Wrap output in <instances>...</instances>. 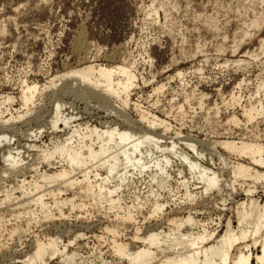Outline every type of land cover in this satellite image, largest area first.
<instances>
[{"label":"rangeland","instance_id":"obj_1","mask_svg":"<svg viewBox=\"0 0 264 264\" xmlns=\"http://www.w3.org/2000/svg\"><path fill=\"white\" fill-rule=\"evenodd\" d=\"M262 40L264 0H0V130L12 138V147L25 150L27 144L64 138L63 127L53 132L48 122L56 103L82 126L138 121V126L147 127L148 121L139 120L143 111L150 114L148 120L158 118L170 126V130L156 127L154 132L175 141L191 140L206 159L212 157L210 167L222 172L212 142L264 145V112L256 118L253 112V119L244 116L250 108H264ZM87 65L130 68L135 79L126 93V106L124 93L110 97L105 105L85 94L80 80L62 77ZM27 85L48 88L40 89L24 106L22 90ZM10 116L15 121L4 127L2 119ZM233 118L237 124L231 122ZM217 151L231 162L241 161L219 147ZM2 184L12 181L7 178ZM132 196L125 191L124 203L130 204ZM163 198L168 204L164 216L146 218L148 206L135 211L136 222L130 224L122 220V210L118 214L94 207L64 208L63 217L56 215L48 222L27 225L20 220L23 229L32 225L30 232L22 234L10 232L15 221L7 209L0 210L4 220H10L7 230L0 232V264H20L36 237L44 239L61 231L70 240L80 232L84 235L70 250L84 256L108 255L112 235L103 231L104 225L115 226L119 237L124 234L122 239H131L136 228L142 233L155 224L165 227L178 200L167 194ZM192 204L200 220L219 214L212 199L198 198Z\"/></svg>","mask_w":264,"mask_h":264},{"label":"bare ground","instance_id":"obj_2","mask_svg":"<svg viewBox=\"0 0 264 264\" xmlns=\"http://www.w3.org/2000/svg\"><path fill=\"white\" fill-rule=\"evenodd\" d=\"M67 76L80 80L83 92L105 105L110 97L126 94L135 79L127 65H87L62 77ZM47 88L27 85L22 90L23 105L27 106L40 89ZM127 98L128 94L122 100L124 106ZM253 112L256 118L264 108H250L244 116L253 119ZM139 115L140 121H148L147 127L138 126V121L82 126L74 124L75 118L56 103L48 122L53 132L62 126L64 138H52L49 144H27L25 150L12 147V138L0 130V210L7 209L14 219L9 229L12 234L30 232L32 225L23 229L18 225L20 220L37 225L56 215L63 217L64 208L122 210V220L132 224L136 222L134 212L144 207L150 209L146 218L165 214L168 204L164 194L181 203L176 202L175 210L170 211L172 216L164 221L165 227L155 224L142 233L136 228L131 239H122L124 234L119 237L120 230L115 226L104 225L103 231L112 235L108 255L98 252L84 256L70 250L84 235L80 232L70 240L61 231L53 236L46 234L44 239L36 237L20 264H49L53 260L56 264H264V145L212 142L211 150L224 169L219 172L210 167L214 165L212 157L206 159L191 140L175 141L154 132L159 126L170 130L167 122L148 120L150 114L143 111ZM14 119H2V124L5 127ZM231 122L237 124L238 120L233 118ZM218 147L241 161L231 162L219 154ZM7 178L12 184L3 186ZM125 191L133 194L130 204L124 203ZM203 197L214 200L219 210L217 218L203 221L195 216L197 211L191 205ZM118 214L115 217L121 218ZM7 222L10 224L0 215V232L7 230Z\"/></svg>","mask_w":264,"mask_h":264}]
</instances>
